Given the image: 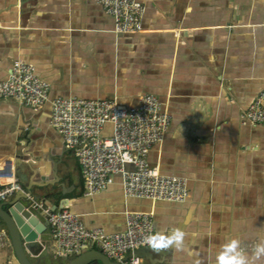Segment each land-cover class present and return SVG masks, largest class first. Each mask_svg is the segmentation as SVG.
Masks as SVG:
<instances>
[{"label":"crops","instance_id":"1","mask_svg":"<svg viewBox=\"0 0 264 264\" xmlns=\"http://www.w3.org/2000/svg\"><path fill=\"white\" fill-rule=\"evenodd\" d=\"M143 1L144 30L117 35L114 18L96 0H0V80L23 60L50 83L51 99L137 105L156 94L172 123L148 161L188 179L187 201L127 197L120 175L85 195L78 158L51 125L50 102L35 110L0 98V169H21L38 200L51 210L69 207L88 229L119 233L127 229V211L152 212L165 242L138 250L146 263L218 264L238 241L249 264H264V256L254 258L264 244V126L242 117L264 91V0ZM39 241L37 264L74 257L56 253L48 225ZM12 254L9 236L0 264H12Z\"/></svg>","mask_w":264,"mask_h":264},{"label":"built area","instance_id":"2","mask_svg":"<svg viewBox=\"0 0 264 264\" xmlns=\"http://www.w3.org/2000/svg\"><path fill=\"white\" fill-rule=\"evenodd\" d=\"M114 18L117 35L144 30L146 3L143 0H96ZM51 85L42 79L36 67L17 60L7 79L0 80V98L13 99L20 105L39 109L51 103V125L62 134L74 152L84 176V194L93 196L115 182L120 175L127 197L153 201H187L188 179L167 175L150 166L148 156L161 143L172 116L163 108L156 94H144L137 105L118 99L50 98ZM244 119L264 126V91L242 114ZM111 125L110 134L106 132ZM132 166L133 168H129ZM24 191L30 206L46 219L59 256H77L98 249L115 264H149L136 254L143 247L158 248L165 238L156 234L154 215L148 211H127V229L108 233L104 228L88 229L81 215L69 207L51 210L41 200L25 191L15 166L0 169V206ZM8 232L0 230V245Z\"/></svg>","mask_w":264,"mask_h":264},{"label":"water","instance_id":"3","mask_svg":"<svg viewBox=\"0 0 264 264\" xmlns=\"http://www.w3.org/2000/svg\"><path fill=\"white\" fill-rule=\"evenodd\" d=\"M20 157L16 163L22 162V158ZM17 171L21 181L26 182L28 176L21 169ZM32 186L25 187V191L32 194ZM36 199L38 198L36 197ZM30 203L31 201L28 199L26 193L20 191L13 200L4 202L0 206V221L6 226L12 241L14 254L9 256L12 264H37L33 261L32 256L40 253L42 248L39 239L44 240L47 225L44 220L45 218L32 208ZM5 205H8L7 209ZM138 250L136 251L137 255ZM97 262L101 264H115L112 259L98 249H91L74 256L67 264H95Z\"/></svg>","mask_w":264,"mask_h":264},{"label":"clouds","instance_id":"4","mask_svg":"<svg viewBox=\"0 0 264 264\" xmlns=\"http://www.w3.org/2000/svg\"><path fill=\"white\" fill-rule=\"evenodd\" d=\"M182 241V234L177 233L174 237V242L180 243ZM239 242L233 241L231 245L227 246L226 250L218 257V264H249L245 255L238 251ZM264 256V244L257 245L254 258L259 259Z\"/></svg>","mask_w":264,"mask_h":264},{"label":"trees","instance_id":"5","mask_svg":"<svg viewBox=\"0 0 264 264\" xmlns=\"http://www.w3.org/2000/svg\"><path fill=\"white\" fill-rule=\"evenodd\" d=\"M3 223V222H2ZM4 224V223H3Z\"/></svg>","mask_w":264,"mask_h":264}]
</instances>
